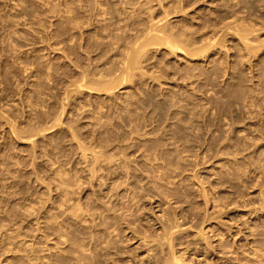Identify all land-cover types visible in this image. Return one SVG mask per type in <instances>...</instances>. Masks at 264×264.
Segmentation results:
<instances>
[{"label":"rangeland","instance_id":"rangeland-1","mask_svg":"<svg viewBox=\"0 0 264 264\" xmlns=\"http://www.w3.org/2000/svg\"><path fill=\"white\" fill-rule=\"evenodd\" d=\"M87 1L0 0V264H264V0ZM149 14L216 45L124 70Z\"/></svg>","mask_w":264,"mask_h":264},{"label":"bare ground","instance_id":"bare-ground-1","mask_svg":"<svg viewBox=\"0 0 264 264\" xmlns=\"http://www.w3.org/2000/svg\"><path fill=\"white\" fill-rule=\"evenodd\" d=\"M83 1H84V0H83ZM85 1H86V0H85ZM88 1H89V0H88ZM88 1L86 2V4L89 3V2H90L89 4H91L92 1H94V0L89 1V2H88ZM78 2H79V1H78ZM94 2H95V1H94ZM83 3H85V2H83ZM97 4L99 5L100 2H98V3L94 4V5L96 6ZM79 5H80V4H79ZM100 5H101V4H100ZM80 6H81V5H80ZM83 6H84V5H83ZM87 6H89V5H87ZM92 7H93V6H92ZM92 7L89 6L90 11L94 10V9H92ZM99 7H100V6H99ZM99 7H96V8H99ZM228 7H230V6H228ZM228 7H227V8H228ZM236 7H237V6H236ZM82 8H84V7H82ZM93 8H95V7H93ZM96 8H95V9H96ZM103 8H104V7H101V8H100V13L105 14V13H104V12H106L105 9L103 10L104 12L101 11V9H103ZM74 9H75V8H74ZM89 9H87V11H88ZM216 9H219V8H216ZM235 9H236V8H235ZM225 10H226V9H225ZM233 10H234V9H233ZM82 11H83V10H82ZM96 11H97V10H96ZM142 11H143V10H142ZM92 12H93V11H92ZM94 12H95V11H94ZM98 12H99V11H97L96 14H97ZM233 12H234V11H231L230 13H233ZM84 13H85V12H84ZM84 13H83V14H84ZM86 13H87V12H86ZM100 13H98V16H99ZM142 13H143V12H142ZM215 13H217V12H215ZM235 13L238 14V12H234V14H235ZM87 14H89V13H87ZM103 14H102V17H103ZM165 14H166V13H165ZM165 14L163 15V17L166 16ZM213 14H214V13H213ZM213 14L210 15V16H213ZM224 14H225V13H224ZM236 14H235V16H236ZM92 15L94 16V14H92ZM92 15H90V16H92ZM117 15H118V14H117ZM135 15L138 16V14H135ZM139 15H140V14H139ZM146 15H147V14H146ZM146 15H144V16H146ZM149 15H150V14H149ZM230 15L232 16V14H230ZM230 15H229V16H230ZM74 16H75V15H74ZM98 16H96V17H98ZM119 16H120V14H119ZM124 16H125V15H124ZM136 16L131 15V17H136ZM151 16H152V15L147 16V18L150 17L149 19H153V18H151ZM235 16H233V18L231 17V19H232V20H233V19H238V18L240 17V16L237 17V16H238V15H237V16H236L237 18H236ZM84 17H85V16H84ZM96 17H95V19H97ZM214 17H216V16H214ZM71 18H73V17H71ZM117 18H118V17H117ZM121 18H122V17H121ZM144 18H146V17H144ZM165 18H166V17H165ZM191 18H192V17H191ZM228 18H230V17H228ZM243 18H244V17H243ZM245 18H246V17H245ZM87 19H88V18H87ZM92 19H93V18H92ZM103 19H104V18H103ZM103 19H102V21H103ZM158 19H159V20H157L156 22H155V20L153 19V20H154V21H152L153 23H149V22H151V20H148V23H147V25L149 24L148 27H147V28L144 27L145 29H141V30H140L141 33H139V34H142V30H146V31H143V34H142V40H141V36H140L139 39H140L141 41L138 40V41H140V42L137 41L138 43H135V41H134L135 38H133L134 40L132 39V41L134 42L133 44H136V45H137V46L135 45L136 47H134L133 44H128V45H126V48L124 47L125 50H126V49H129V48H130L129 45H132V46H133V47H131L132 49L130 48V49H131V50H130V53H129V54L127 53V54L125 55V56H127V57H125V63H127V62H128V63H127L125 66H123L124 63L121 62V63H123L122 66H123V69H124V70H127L128 68H130V69L132 68L133 72L136 70L135 67H138L139 64L143 61L142 58H145L144 56H147V55H141V56H140V54H142L143 52L145 53V52L147 51V49H144V48H146V47H149V46H147V45H151V44H153L154 47H158V46L162 47V45H163L165 48L167 47V49H168V48L171 49V50L168 49V50H169L168 53L171 52L170 54L175 53V52H173L175 49H176L175 51L177 52V51H179L178 49L182 50V48H187V49H184L185 51L182 50V52H180V53H183V52H186V50H188L187 52L190 53V54H188V55H191V56H189V58L186 59L187 61H188L190 58H193L192 55H194V54H196V53H198V52H199V53H203L204 51H207L208 49L210 50V48H211L210 46H212V45L215 46V45H216V43H212V44L210 43L212 37H213V41H211V42H214V36H212L210 40H208L209 38H207V40H205L206 42L209 41V42H207V43H208V44H207L208 47H205V46H206L205 42L199 44L198 42H199L200 40L197 42L198 45L195 43L194 46H191V45H193L194 42L191 43L190 40H189V39H190L189 37H191L192 35H191V36H188V37H184V36H185V35L183 36L184 33H183V34H179V32L174 33V32H172V31H180V29L177 30V29H175V28H172L171 25H169V24H168V25H169L170 27L168 28V26L166 25V24H167V23H166V19H165V20H164V18H163V19L158 18ZM240 19H241V17H240ZM74 20H76V19H74ZM79 20H80V19H79ZM82 20L85 21V19H82ZM114 20H115V19H114ZM119 20H120V19H119ZM129 20H130V19H129ZM143 20H144V19H143ZM185 20H186V19H185ZM211 20H213V19H211ZM216 20H218V19H216ZM221 20H222V19H221ZM227 20H229V19H227ZM238 20H239V19H238ZM238 20H237L236 22H238L239 24L236 23L235 20H233V22H235V23H233L232 25H231V24H229V25H231V26H233V27H234L235 24H237V26H239V27H242V26L244 25L242 28H239V27L235 26L237 29H238V28L241 29V30L244 29L243 31L240 30V31L242 32L241 34L236 33V32H240V31H239V30L237 31V29H235V27H234V29H235L236 32H234V33H235V34H238V36L241 35L240 37H237V38H240V40L238 41V44L242 42V44L245 45L244 47L246 48V47H247V46H246V42H247V43L250 42V41L248 40V37H247L248 34H250V29H249V28L247 29L248 26H245L246 24H245L242 20H239L240 22H239ZM243 20H244V19H243ZM245 20H246V19H245ZM224 21H225V20H224ZM229 21L232 22L231 20H229ZM78 22H79V21H78ZM85 22H86V21H85ZM88 22H89V21H88ZM118 22H119V21H118ZM131 22H132V21H131ZM143 22H144V21H142V23H143ZM167 22H168V21H167ZM182 22H183V21H182ZM186 22H187V21H186ZM190 22H191V21H190ZM193 22H194V21H193ZM230 22H229V23H230ZM242 22H243V24H242ZM90 23H91V20H90ZM93 23H94V22H93ZM97 23H98V22H97ZM119 23H120V22H119ZM129 23H130V22H129ZM197 23H198V22H197ZM224 23L226 24L227 22H224ZM240 23H241V24H240ZM75 24H76V23H75ZM79 24H80V23H79ZM98 24H99V23H98ZM111 24H112V23H111ZM188 24H190V23H188ZM198 24H199V23H198ZM208 24H209V23H208ZM248 24H249V23H248ZM93 25H94V24H93ZM104 25H106V24H104ZM104 25H102V26L104 27ZM112 25H113V24H112ZM117 25H118V24H117ZM124 25H125V24H124ZM128 25H129V24H127V27H128ZM142 25H145V24H142ZM179 25H180V27H181V24H180V23H179ZM191 25H192V24H191ZM194 25H195V24H194ZM216 25H217V24H215V25L213 26V27H214L213 29L216 28ZM219 25H220V27H222L224 24L221 22V24H219ZM219 25H217V26H219ZM226 25H227V24H226ZM229 25H228V27L232 28V27L229 26ZM240 25H242V26H240ZM75 26H77V25H75ZM91 26H92V25H91ZM109 26H110V25H109ZM122 26H123V25H122ZM125 26H126V25H125ZM185 26H186V25H185ZM196 26H197V25H195V27H196ZM209 26H210V24H209ZM209 26L206 25V26H204V27H205V29H206V27H207V30H208V27H209ZM77 27H78V26H77ZM89 27H90V26H89ZM94 27H95V25H94ZM110 27H111V26H110ZM110 27H109V28H110ZM117 27H118V26H117ZM139 27H141V26H139ZM178 27H179V26H178ZM195 27H193V29H194L193 31L191 30L192 27H190V28H186V27H185V29H187L188 32L190 31V32L195 33V30H197ZM204 27H203V28H204ZM223 27L225 28V27H227V26L224 25ZM75 28H76V27H75ZM104 28H105V27H104ZM104 28H103V29H104ZM171 28H172V29H171ZM176 28H177V27H176ZM200 28H201V27H200ZM209 28L212 29V27H209ZM95 29H98V28H95ZM99 29H100V27H99ZM105 29H107V28H105ZM110 29H111V28H110ZM115 29H116V28H115ZM117 29H118V28H117ZM117 29H116V30H117ZM120 29H121V28H120ZM125 29H126V27H125ZM185 29H184V30H185ZM188 29H190V30H188ZM211 29H210V30H211ZM226 29H229V28H226ZM75 30H78V29H75ZM116 30H115V31H116ZM134 30H135V29H134ZM171 30H172V31H171ZM184 30H183V31H184ZM202 30L205 31L204 29H202ZM207 30H206V31H207ZM247 30H248L249 32H248ZM104 31H105V30H104ZM104 31H102V32H104ZM117 31H118V30H117ZM128 31H129V30H128ZM131 31H133V30H131ZM198 31H201V30H198ZM206 31H205V32H206ZM133 32H134V31H133ZM184 32H185V31H184ZM207 32H209V30H208ZM212 32H215V31L212 30ZM114 33H115V32H114ZM122 33H124V32H122ZM135 33H136V32H135ZM193 33H192V34H193ZM196 33H197V32H196ZM196 33H195L194 35H196ZM210 33H211V32H210ZM234 33H233V35H235ZM245 33H246L247 35H246ZM83 34H84V33H83ZM85 34H86V33H85ZM136 34H138V33H136ZM186 34H187V33H186ZM188 34H189V33H188ZM200 34H202V33L200 32ZM242 34H245V36H243ZM202 35H203V34H202ZM204 35H205V34H204ZM204 35H203L202 37H204ZM209 35H212V34H209ZM214 35H215V34H214ZM80 36H81V35H80ZM83 36H84V35H83ZM113 36H114V35H113ZM124 36H125V35H124ZM138 36H139V35H138ZM197 36H198V35H197ZM200 36H201V35H200ZM200 36H199V37H200ZM114 37H115V36H114ZM126 37H127V36H126ZM207 37H208V34H207ZM109 38H111V37H109ZM191 38H192V37H191ZM194 38H196V37H193L192 40H194ZM232 38H233V40L235 39L234 37H232ZM237 38H236V39H237ZM246 38H247V39H246ZM112 39H113V38H112ZM124 39L127 40V38H124ZM199 39H200V38H199ZM201 39H202V38H201ZM236 39H235V41L237 42L238 39H237V40H236ZM106 40H107V39H106ZM122 40H123V39H122ZM215 40H216V39H215ZM247 40H248V41H247ZM112 41H114V40H112ZM116 41H119V40H116ZM116 41H114V42H116ZM194 41H195V40H194ZM100 42H101V41H100ZM104 42H105V41H104ZM109 43H110V42H109ZM128 43H130V41H128ZM95 44H96V43H95ZM97 44H98V43H97ZM102 44H103V43H102ZM102 44H101L100 47H98V48L101 49V48H102ZM106 44H108V43H106ZM115 44H116V43H115ZM155 44H158V46H157V45L155 46ZM160 44H161V45H160ZM204 44H205V45H204ZM248 44H249V43H248ZM93 45H94V44H93ZM120 45H121V44H120ZM181 45H182V46H181ZM195 45H196V46H195ZM201 45H203V47H202ZM90 46H91V45H90ZM96 46H99V45H96ZM96 46L94 45V47H96ZM115 46H117V45H115ZM127 46H129V48H128ZM183 46H184V47H183ZM214 46H213V47H214ZM94 47H93V48H94ZM118 47L120 48L119 45L117 46V48H118ZM164 47H162V48H164ZM179 47H181V48H179ZM193 47H195L196 49L194 48V49H195V50H194ZM200 47H201V49H202V50L200 49L201 52H200V50H198ZM238 47L240 48V47H242V46H239V45H238ZM244 47H243V48H244ZM88 48H90V47L88 46ZM88 48H87V49H88ZM98 48H97V49H98ZM112 48H113V47H112ZM121 48H123V46H121ZM214 48H216V47H214ZM214 48H213V49H214ZM243 48H242V49H243ZM95 49H96V48H95ZM102 49H103V48H102ZM104 49H105V48H104ZM110 49H111V48H110ZM158 49H160V48H158ZM167 49H166V50H167ZM206 49H207V50H206ZM89 50H90V49H89ZM92 50H94V49H92ZM193 50H194V51H193ZM203 50H204V51H203ZM85 51H87V50H85ZM94 51H95V50H94ZM100 51H101V50H100ZM100 51L98 50L97 53H99ZM111 51H112V50H110V52L108 51V53H111ZM162 51H163V50H162ZM210 51H211V50H210ZM212 51H214V50H212ZM87 52H90V51H87ZM102 52H103V51H102ZM105 52H106V51H105ZM122 52H123V51H122ZM172 52H173V53H172ZM187 52H186V54H187ZM90 53H91V52H90ZM92 53H93V52H92ZM106 53H107V52H106ZM112 53H113V51H112ZM119 53H121V52H119ZM124 53H125V52H124ZM163 53H164V52H163ZM191 53H193V54H191ZM199 53L196 54V55L198 56ZM95 54H96V53H95ZM121 54H122V53H121ZM186 54L184 53V56H185ZM86 55H89V54H86ZM86 55H85V56H86ZM90 55H91V54H90ZM92 55H93V54H92ZM107 55H108V54H106V56H107ZM113 55H114V53H113ZM116 55H117V54H116ZM188 55H186L185 57H187ZM83 56H84V55H83ZM97 56H98V55H97ZM103 56H104V55H103ZM164 56H166V55H164ZM181 56H182V55H181ZM87 57H88V56H87ZM115 57H116V56H115ZM120 57H122V56H120ZM138 57H140V58L142 57V58H141L142 61L140 60V63H139V61L137 62V60H139ZM185 57H184V58H185ZM91 58L93 59L94 57H91ZM101 58H102V57H101ZM101 58H100L101 61H102V59L105 60V56H104V58H102V59H101ZM111 58H112V57H111ZM118 58H119V56H118ZM123 58H124V56H123ZM126 58H127V59H126ZM89 59H90V58H88V60H89ZM113 59H114V57H113ZM113 59H112V60H113ZM145 59H146V58H145ZM83 60H84V59H83ZM96 60L99 61V58L95 59V61H96ZM114 60H115V59H114ZM98 61H97L98 66L94 65L95 67L93 66V67H94L93 70H92V68L89 69V71L92 70L93 73H91L92 71L87 72V73L94 74V72H96L95 74H97L98 71H99V73H101L100 70H97V71L95 70V68L100 67L99 65H101V63H102V62H98ZM106 61H107V60H106ZM121 61H122V59H121ZM190 61H191V59H190ZM91 62H92V61H91ZM91 62H89V63H91ZM104 62H105V61H104ZM112 62H113V61H112ZM91 64H92V63H91ZM114 64H116V63H114ZM119 64H120V62H119ZM136 64H138V65H136ZM105 65H106V64H105ZM112 65H113V64H112ZM134 65H135V67H134ZM109 66H110V65H109ZM122 66H121V67H122ZM126 66H127L128 68H127ZM82 67H83V65H82ZM125 67H126L127 69H125ZM143 67H144V66H143ZM83 68H85V67H83ZM88 68H89V67H88ZM103 68H104V67H103ZM109 68H111V67H109ZM115 68H117V67H115ZM139 68L141 69V67H138V69H139ZM85 69H86V68H85ZM97 69H99V68H97ZM120 69H121V68H120ZM130 69L128 70V71H130V72H128V71H124V72H122V70H120V72H122V74H121V73L118 74V75H119V78H121V76H122L124 73H127V72H128L127 74H130V75H131V72H132V71H131ZM138 69H137V70H138ZM82 70H83V69H82ZM106 70H109V69L107 68ZM83 71H84V70H83ZM85 71H86V70H85ZM114 71H116V70H114ZM114 71H113V72H114ZM138 71H139V70H138ZM104 72H105V71H103V73H104ZM82 73L86 74V72H82ZM99 73H98L97 76L100 75ZM103 73H102V74H103ZM108 73H109V72H108ZM102 74L100 75L101 77H99V79H97V80H93V79H96V78H98V77L91 78L92 81H93V85H95L96 87H99V89L95 87V88H96V91H97V90H99V91H103V90H102V89H103V85L105 86V87H104V90H107V91H109V89H106L107 86H108V88H110V89L113 88V87H111V86H114V88H113V92H112V90H110L111 93H114V89H115V87L118 85V81H120V80H122V79H120V80H118V81H116V80L114 81V79L117 77V74L115 73V74H116V75H115L116 77H115V76L110 77L111 75L114 74V73L112 74V71H111L110 76H108V74L106 75L107 78H106V76H102ZM127 74H124V75L127 76ZM133 74H134V73H133ZM140 74H141V73H140ZM89 76H90V75H89ZM91 76H92V75H91ZM94 76H95V75H94ZM125 76H124V77H125ZM92 77H93V76H92ZM108 77H109V78H108ZM127 77H128V76H127ZM127 77L123 78V80L126 79ZM189 77H190V76H189ZM101 78H102V79H101ZM103 78L106 79V80L108 79V80H107V81H106V80L104 81ZM111 78H112V79H111ZM140 78H141V77H140ZM195 78H196V77H195ZM110 79L113 80L114 82H116V84H114V85H110L109 82H111V84H113V81H110ZM141 79H142V78H141ZM191 79H193L192 76H191ZM191 79H190V80H191ZM98 80H100V82H99L98 84H96V82H97ZM101 80H102V82H101ZM142 80H143V79H142ZM142 80H140V81H142ZM190 80H189V81H190ZM194 80H195V79H194ZM138 81H139V80H138ZM191 81H193V80H191ZM191 81H190V85H192V86H190V87H193V84L191 83ZM103 82H106V85H107V86H106L105 83H103ZM107 82H108V84H107ZM193 82H194V81H193ZM94 83H95V84H94ZM100 83H101V84H100ZM102 83H103V84H102ZM99 85H100V86H99ZM109 85H110V86H109ZM100 88H102V89H100ZM192 89H193V88H192ZM107 91H105V93H108ZM110 92H109L108 94H110ZM112 95L115 96L114 94H112ZM108 97H109V96H108ZM164 97H165V96H164ZM109 98H110V97H109ZM111 98H112V97H111ZM116 98H117V97H116ZM109 100H110V99H109ZM141 108H143V107H141ZM144 110H147V109H144ZM148 110H149V109H148ZM148 110H147V111H148ZM147 111H145V113H146ZM142 113H143V112H142ZM142 113H140V114H142ZM145 113H144V114H145ZM147 113H148V112H147ZM157 114H158V113H157ZM151 115H152V114H151ZM155 115H156V114H155ZM160 115H161V114H160ZM167 115H168V114H167ZM140 116H142V115H140ZM143 116H144V115H143ZM128 117H130V116H128ZM144 117H145V116H144ZM160 117H161V116H160ZM138 118H140V117H138ZM147 118H148V117H147ZM147 118H146V119H147ZM142 119L144 120L145 118H141V120H142ZM146 119H145V120H146ZM154 119H156V118L153 117L152 120H154ZM158 119H159V118H158ZM135 120H137V119H135ZM166 120H167V119H166ZM161 121H162V120H161ZM136 122H137V121H136ZM143 122H144V121H143ZM151 122H152V121H151ZM154 122H155V121H153V123H154ZM164 122H165V121H164ZM164 122H163L162 124H164ZM129 123H130V122H129ZM139 123H140V122H139ZM139 123H138V124H139ZM141 123H142V122H141ZM144 123H145V122H144ZM146 123H148V121H147ZM146 123H145V124H146ZM130 124H131V123H130ZM145 124H144V125H145ZM128 125H129V124H128ZM144 125H141V127H143ZM147 125H149V123H148ZM147 125H146V126H147ZM149 126H152V124L149 125ZM162 126L165 127L164 125H161L160 127H162ZM128 127H129V126H128ZM163 127H162V128H163ZM155 128H156V127H155ZM150 129H151V128H150ZM159 129H160V128H159ZM167 129H168V128H166L165 130H167ZM136 132H137V130H136ZM166 132H167V131H165V133H164V138L166 137V135H167V133H168V132H167V133H166ZM133 133H134V132H133ZM154 133H156V132H153V131H152V134H154ZM169 133H171V132H169ZM131 134H132V132H131ZM139 134H140V133H139ZM152 134H151V135H152ZM156 134H157V133H156ZM165 134H166V135H165ZM173 134H174V133H173ZM120 136H121V135H120ZM154 136H155V135H154ZM157 136H158V135H157ZM157 136H156V137H157ZM72 137H74V136H72ZM143 137H144V136H143ZM156 137H155V138H156ZM169 137H170V136H169ZM161 138H162V137H161ZM166 138H168V137H166ZM176 138H178V137H176ZM117 139H118V138H117ZM125 139H126V138H125ZM148 139H149V138H148ZM152 139H153V138H152ZM166 140H167V139H166ZM164 141H165V140H164ZM168 142H169V140H168ZM166 144H167V143H166ZM160 145H163V144H160ZM164 145H165V144H164ZM168 145H170V144H168ZM160 147H161V146H160ZM164 147H165V146H164ZM168 147H169V146H167L166 149H167ZM157 148H159V147H157ZM171 148H172V146H171ZM160 151H161V150H160ZM162 151H163V150H162ZM164 151H165V150H164ZM155 152H156V151H155ZM155 152H154V153H155ZM166 152L169 153V151H166ZM103 154H104V153H103ZM162 154H164V153H162ZM98 155H99L100 157L97 156V154L93 155V156H94V160H93V162H94L95 160H96L95 162H97L99 158H102L101 156H104V155H102V154H98ZM168 155H169V154H168ZM95 156H97V157H99V158L95 159ZM105 156H107V155H105ZM105 156H104V157H105ZM154 156L158 157L157 154L154 155ZM163 156H164V155H163ZM169 156H171V155H169ZM110 157H112V156H111V155H110V156L108 155V157H106V160H107V158H109V160H110ZM165 158H166V157H165ZM109 160H107V162H110V161H111V160H110V161H109ZM99 161H100V159H99ZM162 161H163V160H161V162H162ZM167 161H168V160H167ZM169 161H171V160L169 159ZM93 162H92V164L95 163V162H94V163H93ZM164 163H165V162H164ZM168 163L171 164V162H168ZM168 163H167V165H168ZM117 164H118V163H117ZM121 164H125V163H121ZM121 164H120V166H122ZM170 164H169V165H170ZM172 164H173V163H172ZM172 164H171V165H172ZM95 165H96V164H95ZM123 166L125 167V165H123ZM162 166H163V165H162ZM93 167H94V166H93ZM166 167H167V166H166ZM127 169H128V168H127ZM58 174H59V173H58ZM55 175L57 176V173H56ZM52 177H53V176H52ZM58 177H59V176H58ZM54 178H56V177H53V180H54ZM61 178H62V177H61ZM56 179H57V178H56ZM56 179H55V181H56ZM62 179H63V178H62ZM51 181H52V180H51ZM56 182H58V181H56ZM54 183H55V182H54ZM63 183H64V182H63ZM63 183L60 182V184H63ZM56 185H58V184L55 183V186H56ZM57 187H58V186H57ZM13 214H15V213H13ZM19 214H20V213H19ZM168 222L170 223L171 221H168ZM168 222H167V223H168ZM172 222H173V221H172ZM0 225H1V223H0ZM175 225H176V224L173 222V223H170L169 225H167V226H168V227H167V231H166L165 229H163V230H165V231H163V236H164V239H165V241L163 240V242H164L165 244L168 243V244H167V245H168L167 247H168V249L170 250V251H169V252H170V255L173 253V250H172V248H173V247H172V246H173V243H172V242H173V240L175 239L174 236L177 235V233L180 232L179 230L182 229V227H181L182 225L180 226V225H178V223H177L178 226H177V225L175 226ZM180 227H181V228H180ZM178 228H179V230H177ZM181 231H182V230H181ZM165 232H167V233L165 234ZM167 234H168L170 237H168ZM165 235H166L167 237H166ZM171 235H174V236L172 237ZM178 235H179V234H178ZM169 238H170V239L172 238V240H170ZM173 238H174V239H173ZM168 239H169L170 241H168ZM166 240H167V241H166ZM170 243H172V244H170ZM171 250H172V251H171ZM170 259H172L171 261L168 260L170 263L166 262V264H178V263H181V264H182L181 259H180V258H177L176 256H174V254H173L172 256H170Z\"/></svg>","mask_w":264,"mask_h":264}]
</instances>
